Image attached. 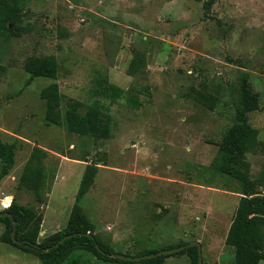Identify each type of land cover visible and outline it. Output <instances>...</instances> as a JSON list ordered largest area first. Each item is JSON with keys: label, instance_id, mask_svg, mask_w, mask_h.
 I'll use <instances>...</instances> for the list:
<instances>
[{"label": "rangeland", "instance_id": "obj_1", "mask_svg": "<svg viewBox=\"0 0 264 264\" xmlns=\"http://www.w3.org/2000/svg\"><path fill=\"white\" fill-rule=\"evenodd\" d=\"M18 31L0 35L6 66L0 138L16 147L15 165L0 180V212L11 203L35 210L42 218L38 241L53 240L68 223L87 166L96 162L82 204L113 254L137 257L199 241L203 264H235L226 237L243 184L211 163L225 131L240 119L247 72L261 103L249 114L260 137L247 158L253 177L264 167V0H27ZM135 50L146 54L147 65L132 76ZM30 55H54L57 79L33 78L24 68ZM52 82L61 91L60 124L46 120L41 98ZM192 88L217 96V108L189 97ZM74 102L81 114L97 104L111 136L71 132L67 110ZM35 147L48 153L44 202L19 185ZM6 228L0 221V264H43L38 252L16 245L20 232L14 241L3 239ZM76 253L80 264H128ZM163 264L192 261L184 253Z\"/></svg>", "mask_w": 264, "mask_h": 264}, {"label": "trees", "instance_id": "obj_2", "mask_svg": "<svg viewBox=\"0 0 264 264\" xmlns=\"http://www.w3.org/2000/svg\"><path fill=\"white\" fill-rule=\"evenodd\" d=\"M25 1L27 0H0V35L4 39L19 34L18 28ZM146 65V54L135 50L128 74L137 75ZM24 68L33 78L57 79L59 62L54 55H30L25 59ZM5 73L6 66L0 63V79ZM248 77L249 74L245 72L241 78L240 119L225 131L218 143V152L211 163L212 169L228 174L243 184L244 196L240 198L226 237L227 245L234 249L235 264H259L264 261V193L261 192L264 191V167L259 175L253 177L251 163L247 158L248 153L258 150L257 144L260 137V130L251 124L249 114L259 110L261 103L259 94L252 91ZM115 87L111 86V88ZM116 89L121 90L119 87ZM145 90L149 92L148 87ZM187 95L211 110H215L218 106V97L212 93L192 88ZM41 98L46 104V120L49 123L60 124L63 115L59 110L61 105L59 84L52 82L44 86L41 90ZM79 107L80 103L74 102L67 110V126L71 132L90 135L98 139H107L111 136V125L101 118L97 104L90 106L85 114L79 113ZM15 150L14 144L4 142L0 138V159L3 162L0 169V180L9 175L14 167ZM47 156L45 149L35 147L19 180L20 187L31 190L39 202H44L46 199L49 186L50 173L46 164ZM98 169L96 162L87 166L68 223L53 240L38 241L41 232V216L35 210L17 203H11L5 210L11 213V217H0V221L7 224L3 239L6 240L8 237L10 241H14L13 231L16 228V231L21 233L16 240V245L25 250L38 252L43 264H80L81 259L76 252L81 249L92 252L100 259L117 260L128 264L135 262L163 264L168 256L187 253L192 264H198V247L190 246L191 242H181L176 246L187 245V248L179 252L143 257L140 261L112 258L110 254L113 252L109 245L96 234L97 224L85 213L82 204L86 193L95 183ZM65 237L68 238L62 241ZM58 243L59 245H56ZM170 248L175 247L168 245L151 249L139 256Z\"/></svg>", "mask_w": 264, "mask_h": 264}, {"label": "water", "instance_id": "obj_3", "mask_svg": "<svg viewBox=\"0 0 264 264\" xmlns=\"http://www.w3.org/2000/svg\"><path fill=\"white\" fill-rule=\"evenodd\" d=\"M2 216H9L11 217V213L10 212H7V211H2L0 212V217ZM16 224V222H14ZM15 232H16V228L14 229L13 231V237L15 238ZM68 237H71V236H68ZM68 237H65L62 239V241H65ZM56 245H59L56 244ZM190 246H197L198 247V253H199V259H198V264H203V254H202V244L199 242V241H194V242H191L189 244ZM187 248V245L185 246H179V247H176V248H170V249H164V250H160L156 253H153V254H148V255H145V256H137V257H132V256H128L126 254H120V253H115V254H110L111 256H114L116 258H119V259H124V260H129V261H140L143 257H153V256H158V255H163V254H171V253H174V252H179L183 249Z\"/></svg>", "mask_w": 264, "mask_h": 264}, {"label": "built area", "instance_id": "obj_4", "mask_svg": "<svg viewBox=\"0 0 264 264\" xmlns=\"http://www.w3.org/2000/svg\"><path fill=\"white\" fill-rule=\"evenodd\" d=\"M10 205H11V204H10ZM10 205H9V206H10ZM9 206H7V207H6V206H4V208H8Z\"/></svg>", "mask_w": 264, "mask_h": 264}]
</instances>
